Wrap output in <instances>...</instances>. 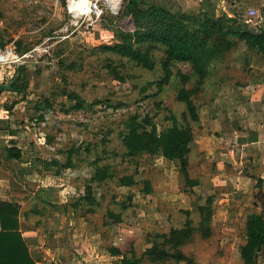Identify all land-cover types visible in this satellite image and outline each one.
Here are the masks:
<instances>
[{
  "label": "rangeland",
  "instance_id": "obj_1",
  "mask_svg": "<svg viewBox=\"0 0 264 264\" xmlns=\"http://www.w3.org/2000/svg\"><path fill=\"white\" fill-rule=\"evenodd\" d=\"M71 1L75 0H0V51L11 59L12 55L18 57L16 63L0 66V84L15 76L16 66L21 65L26 66L30 81L25 99L12 92L0 93V190L3 191L0 199L20 204L23 234L34 237L26 240L32 253L39 250L41 264H90L89 260L97 254L103 260L120 264L110 248L121 249L123 255L135 251L140 257L157 235L183 227L187 217L198 227L201 222L198 206L212 196V236L206 239L196 234L182 251L194 264H243L240 250L245 244L247 217L251 213L264 215V179L261 170L243 161V154L237 155L240 148L236 146V135L232 133L226 138L223 130L247 119L237 114L230 98L247 90L248 84L254 87L260 79L264 81V75L255 78L253 72L259 70V64L253 60L256 54L239 43L238 49L213 67L195 98L200 115L197 124L190 119L186 105L178 100L183 87L179 72L190 76L184 87L191 89L197 82L189 65L175 63L169 84L155 95L157 87L148 85L163 76L162 49L153 52L157 63L154 71L94 51L115 42L111 32L114 27L133 31V20L123 14L124 0H120L117 10H112L104 0H91L98 3L101 14L83 18L76 17ZM158 1L187 14L225 13L238 16L243 22L248 8L264 11V7L251 0H230L226 4H218L217 0ZM249 27L258 28L252 23ZM17 42L31 51L21 55ZM69 56L79 63V69L61 67L59 62H68ZM109 64L123 74L124 81L115 78ZM66 91L77 94L85 108L73 110L75 102L65 96ZM227 98L228 103L224 104ZM45 99L53 102L54 109L37 111L34 106ZM119 104L122 108L115 110L113 106ZM135 113L151 116L159 130L172 126L173 118L180 126L194 130L197 137L191 145L189 172L200 181L199 187L185 188L177 163L148 155L135 159L125 156L121 140L124 120ZM241 113H245L243 107ZM40 116H44V121ZM12 142L21 148L22 158L8 163L4 158ZM90 144L93 147L88 154L84 148ZM79 147L82 153L73 160L80 162V168L78 165L55 176L59 167L46 171L38 164L39 160L63 162L66 152L73 148L79 151ZM96 159L100 160V166L110 165L118 177L93 184L97 206L75 207L95 173L92 163ZM260 164L264 168V162ZM15 172L24 181L22 187L15 190L12 186L10 191L9 179L13 184ZM121 176H133L136 185L121 187L118 181ZM24 182H29L33 191L52 188L51 197L60 208L34 200L33 192L26 190ZM147 186L151 189L148 194ZM35 210L42 215L30 213ZM112 214L119 215L122 221L117 222ZM257 264H264V250Z\"/></svg>",
  "mask_w": 264,
  "mask_h": 264
},
{
  "label": "trees",
  "instance_id": "obj_2",
  "mask_svg": "<svg viewBox=\"0 0 264 264\" xmlns=\"http://www.w3.org/2000/svg\"><path fill=\"white\" fill-rule=\"evenodd\" d=\"M124 6V16H130L134 22L133 31L128 32L122 28L114 27L111 32L115 42L111 45L103 44L94 48V51L117 56L140 68L154 71L157 63L153 52L155 49H162L164 52L163 76L148 85L157 87L155 95H159L169 84L174 75L172 66L175 63L189 65L197 77V82L191 89L184 87L190 76L179 72L178 76L183 87L178 93V100L186 105L190 119L197 124L200 123V115L195 98L202 91L216 64L223 62L230 53L238 49L239 43H244L249 51L261 56L264 60V26L253 30L246 21L243 22L238 16L230 17L225 13L217 15H210L207 12H200L196 15L187 14L180 10H172L158 0H124ZM17 51L24 55L31 50L24 48L21 42H17ZM59 57H64V53ZM66 61L68 62L65 60L59 62L61 67L64 66L65 69L72 71L79 69V63L72 60L70 56ZM108 68L117 80L124 81L123 74L117 72L115 66L109 64ZM63 79L66 80V78ZM29 85L26 66H16V75L0 84V93L12 92L25 99ZM67 95L70 100L75 102L73 110L79 111L85 108L84 101L77 94L66 91L65 96ZM34 107L37 111L53 110L54 104L51 100L45 99L41 102L38 101ZM113 108L118 110L122 106L119 104ZM39 119L44 121V116H40ZM12 136L15 137L16 133L13 132ZM196 137L190 126H180L175 118H173L172 126L159 130L151 116H142L139 113L131 114L124 120V131L121 133L126 157L135 159L148 155L152 158L159 157L171 163H177L185 188H190V190H194L200 185V181L193 179L189 172V154ZM12 144L13 146L6 148L7 155L4 159L8 163L18 162L22 158L21 148L14 145L15 142ZM92 147L91 144L88 145L84 148L85 152L91 153ZM78 153L81 155V147H79V151L73 148L66 152L67 156L63 162L60 160L51 162L39 160L38 164L46 171H50L53 167H59L55 176H60L63 170L76 169L78 165L80 168V162L77 164L73 160ZM82 162L83 160H81ZM99 163V159L92 163L95 173L86 183L84 195L80 197L79 203H76L75 207L81 204L97 206L99 203L93 184H102L118 177V173L110 165L100 166ZM13 177H15L13 184L11 179H9V184L11 188L13 186L17 190L16 187H22L21 181L24 179L19 178L17 172ZM118 181L121 187L136 185L133 176H121ZM24 183H26V190H30L31 184ZM13 188L10 191H13ZM30 191L33 192V199L37 202L60 208V206H55V200L51 197L50 193L54 191L52 188H39L37 191ZM150 192L151 189L147 186V194ZM213 204L214 198L209 196L204 205L198 206L201 216L198 227H195L192 220L187 217L183 227L172 229L167 235H157L155 242L140 257L136 255L135 251H131L129 255H123L121 249L115 247L109 249L110 253L112 256L118 257L121 264H144L145 262L167 264L172 261L194 264V261L182 251V247L191 242L196 234H200L206 239L212 236ZM123 207L125 208V206ZM30 213L42 215V212L38 210ZM20 216L21 206L19 203L0 201V264H41L40 255L32 253L23 236ZM24 217L28 218V212L24 214ZM111 217L117 222L122 221L119 215L112 214ZM245 235V244L240 250L241 260L243 264H257V260L264 250L263 214L251 213L248 215Z\"/></svg>",
  "mask_w": 264,
  "mask_h": 264
},
{
  "label": "crops",
  "instance_id": "obj_3",
  "mask_svg": "<svg viewBox=\"0 0 264 264\" xmlns=\"http://www.w3.org/2000/svg\"><path fill=\"white\" fill-rule=\"evenodd\" d=\"M196 1L204 2L205 0H196ZM217 1L218 4L220 2L226 4L230 0H217ZM234 1L236 2V0ZM251 1L255 3L257 2V4H259L260 7H264V0H251ZM256 56L257 57H255L253 60L259 64L258 67L259 70L258 72L253 71L254 74L256 75L255 78L257 76L261 77L262 75H264V60L262 59L261 56L259 55ZM253 86L254 87H250L248 84L247 87L248 89L246 88L247 90L244 89L241 94H235V96L233 95L232 98H230L232 101H234L233 103L235 105V110L239 112L237 114L238 115L240 114L241 116H244V119L245 118L247 119H245V121L239 120L240 121L239 123H235L234 126H231L229 129H226L225 131L223 130V133L227 134L226 138L230 136L232 133L236 135L237 137L236 146L240 148L237 155L243 154V161L248 162L251 168L255 166L256 170L259 171L261 170V178L264 179V168H262L260 164L264 162V81L263 79L262 80L260 79L258 83ZM249 90L251 93H249ZM228 99L229 98L225 99L224 104L228 103L227 102ZM215 107H218V104H216ZM242 107L245 110L244 114L241 113ZM216 115H220V113H216ZM209 123L211 124L212 122L209 121ZM229 131L231 133H229ZM225 139L221 138V140H225ZM244 157L247 160H245ZM236 162L239 163V159L236 160ZM4 185L2 188H5ZM1 193H3L2 190H0V194ZM0 201L11 202L5 199L4 200L0 199ZM23 236L25 240L34 238L29 233L27 234L25 233L23 234ZM34 251H36V249ZM36 252L39 253V250ZM89 261L90 264H113L111 263L110 259L103 260L102 258H100L98 254L95 257L93 255V257Z\"/></svg>",
  "mask_w": 264,
  "mask_h": 264
},
{
  "label": "built area",
  "instance_id": "obj_4",
  "mask_svg": "<svg viewBox=\"0 0 264 264\" xmlns=\"http://www.w3.org/2000/svg\"><path fill=\"white\" fill-rule=\"evenodd\" d=\"M245 1L248 2L250 0H245ZM100 14H101V9L98 3L96 1L93 3L92 1L90 12L88 15L99 17ZM86 15L87 14L82 13L78 17L83 18V17H86ZM245 20H246V23L248 24L252 23L256 27L261 28L264 26V11H260L255 8H248V10L246 11ZM12 56H13V59H11L10 56H7L6 54L0 51V66L4 67L5 64L7 63H10V64L16 63V59L18 60V57L14 55Z\"/></svg>",
  "mask_w": 264,
  "mask_h": 264
},
{
  "label": "bare ground",
  "instance_id": "obj_5",
  "mask_svg": "<svg viewBox=\"0 0 264 264\" xmlns=\"http://www.w3.org/2000/svg\"><path fill=\"white\" fill-rule=\"evenodd\" d=\"M104 1L107 2V4L110 6L112 10L118 9L120 0H104ZM69 4L72 10L76 12V17L79 18L78 16L82 13L87 14V15L89 14L92 1L91 0H75V1H71Z\"/></svg>",
  "mask_w": 264,
  "mask_h": 264
}]
</instances>
